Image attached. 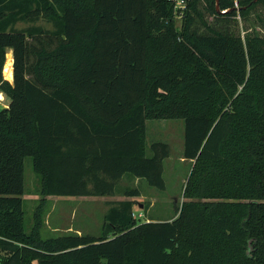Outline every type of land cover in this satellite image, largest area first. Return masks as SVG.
I'll list each match as a JSON object with an SVG mask.
<instances>
[{
	"label": "trees",
	"instance_id": "trees-1",
	"mask_svg": "<svg viewBox=\"0 0 264 264\" xmlns=\"http://www.w3.org/2000/svg\"><path fill=\"white\" fill-rule=\"evenodd\" d=\"M218 3L187 0L177 28L171 0H0V264H264V0ZM40 17L51 29L15 26ZM153 119L184 123L178 214L137 221L127 199L98 236L43 237V197L139 196L125 176L164 189ZM26 156L42 196L28 230Z\"/></svg>",
	"mask_w": 264,
	"mask_h": 264
},
{
	"label": "rangeland",
	"instance_id": "rangeland-1",
	"mask_svg": "<svg viewBox=\"0 0 264 264\" xmlns=\"http://www.w3.org/2000/svg\"><path fill=\"white\" fill-rule=\"evenodd\" d=\"M210 20V18H208ZM181 18L174 17L175 27H180ZM31 24L42 25L51 29V24L44 17H40L34 23L19 22L15 26L18 29ZM196 27L202 30L203 27L196 23ZM259 32L264 34V20ZM10 63L12 71V52L6 50L4 65ZM12 74V73H11ZM0 102L7 105V99L0 92ZM146 142L149 145L152 141L162 140L169 144L170 154L163 160L164 189H157L149 186L143 179L125 176L120 180L121 190L137 188L140 195L127 197L122 194L114 196H46L42 202V227L43 237L61 235L68 232L78 234L100 235L104 223V215L110 207L118 206L120 201L132 199L134 201L132 214L137 221L147 220H170L179 212L184 200L182 190L188 176L191 161L183 158V131L182 119H153L146 121ZM150 154V150L147 149ZM40 176L34 171L32 158H24V193L23 199L25 229H29L34 221V211L42 199L39 193ZM141 205V206H140ZM5 255L0 252V257Z\"/></svg>",
	"mask_w": 264,
	"mask_h": 264
},
{
	"label": "built area",
	"instance_id": "built-area-1",
	"mask_svg": "<svg viewBox=\"0 0 264 264\" xmlns=\"http://www.w3.org/2000/svg\"><path fill=\"white\" fill-rule=\"evenodd\" d=\"M174 5V9L176 11V17L181 18L183 15V11L186 8L187 0H171Z\"/></svg>",
	"mask_w": 264,
	"mask_h": 264
},
{
	"label": "water",
	"instance_id": "water-1",
	"mask_svg": "<svg viewBox=\"0 0 264 264\" xmlns=\"http://www.w3.org/2000/svg\"><path fill=\"white\" fill-rule=\"evenodd\" d=\"M255 1H256V0H252V2H255ZM215 9H216L217 12H226V11H227V10H222V11H220L218 0H215ZM3 74H4V73H3ZM7 107H8V105H4L3 103L0 102V112H1L3 109L7 108ZM140 206H141V205H140Z\"/></svg>",
	"mask_w": 264,
	"mask_h": 264
},
{
	"label": "bare ground",
	"instance_id": "bare-ground-1",
	"mask_svg": "<svg viewBox=\"0 0 264 264\" xmlns=\"http://www.w3.org/2000/svg\"><path fill=\"white\" fill-rule=\"evenodd\" d=\"M5 66H6V64L4 65V68H5ZM8 67H9V66H8ZM3 73H4V76H6L7 79H11V78H12L10 72H8V71H4V70H3Z\"/></svg>",
	"mask_w": 264,
	"mask_h": 264
},
{
	"label": "crops",
	"instance_id": "crops-1",
	"mask_svg": "<svg viewBox=\"0 0 264 264\" xmlns=\"http://www.w3.org/2000/svg\"><path fill=\"white\" fill-rule=\"evenodd\" d=\"M4 71H8V72L12 73V71L10 69H5ZM11 76H12V74H11Z\"/></svg>",
	"mask_w": 264,
	"mask_h": 264
}]
</instances>
